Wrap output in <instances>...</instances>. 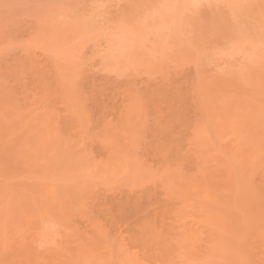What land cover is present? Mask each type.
Wrapping results in <instances>:
<instances>
[{"label": "rangeland", "instance_id": "obj_1", "mask_svg": "<svg viewBox=\"0 0 264 264\" xmlns=\"http://www.w3.org/2000/svg\"><path fill=\"white\" fill-rule=\"evenodd\" d=\"M94 261L264 264V0H0V264Z\"/></svg>", "mask_w": 264, "mask_h": 264}, {"label": "bare ground", "instance_id": "obj_2", "mask_svg": "<svg viewBox=\"0 0 264 264\" xmlns=\"http://www.w3.org/2000/svg\"><path fill=\"white\" fill-rule=\"evenodd\" d=\"M66 53V52H65ZM65 55V54H64ZM65 57V56H64ZM74 59V58H73ZM60 60V59H59ZM64 60H65V58H64ZM64 60H63V62H64ZM62 61V60H61ZM65 65H67V64H65ZM70 65V64H69ZM62 67V66H61ZM60 70H62V68H59ZM68 74H70V73H68ZM63 76V75H62ZM70 76H72V75H70ZM65 79H67V78H65ZM68 80V79H67ZM68 83V82H67ZM69 83H71L70 81H69ZM69 86H70V84H69ZM91 90H93V89H91ZM93 92H95L94 90H93ZM143 93V92H142ZM145 93V92H144ZM146 94V93H145ZM144 94V95H145ZM133 96H134V94H133ZM132 96V97H133ZM143 96V95H142ZM135 97V99H136V96H134ZM133 97V98H134ZM129 98H131V95H130V97ZM144 98V97H143ZM134 99V100H135ZM138 99V98H137ZM131 101V100H130ZM138 102H139V104H138ZM147 102H149V101H147ZM147 102H145V103H147ZM134 103V102H133ZM138 104V107L136 106V108L138 109V108H141V107H139L140 106V100H137V102H136V100H135V103L134 104ZM133 107V106H132ZM135 108V107H134ZM141 109H143V108H141ZM132 110V109H131ZM131 113V112H130ZM128 117V120H129V117L130 116H127ZM227 149V148H226ZM228 150H230V149H228ZM147 198H148V196H147ZM146 198V199H147ZM134 204V203H133ZM132 204H131V202H130V206H131ZM126 208V207H125ZM127 208H130L129 207V205L127 204ZM124 209V208H123ZM139 209V208H138ZM142 209V208H141ZM144 210V209H143ZM142 210V211H143ZM137 230H138V232L140 233V235H139V239L138 240H140L141 242H145V244L146 243H148L149 242V219L148 220H146V221H141V223H138L137 224V226L135 227ZM134 228V229H135ZM46 234V233H45ZM48 235V234H47ZM46 235V236H47ZM35 241V240H34ZM139 241V242H140ZM82 257V256H81ZM24 258H26V257H24ZM26 260V259H25ZM94 264H97V262H93ZM101 263V262H100ZM243 264V263H242Z\"/></svg>", "mask_w": 264, "mask_h": 264}]
</instances>
